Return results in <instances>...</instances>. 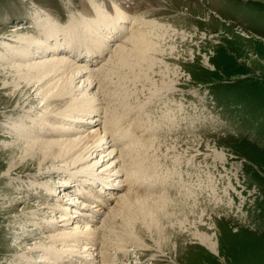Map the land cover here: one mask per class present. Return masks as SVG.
<instances>
[{
	"label": "rangeland",
	"instance_id": "374dc122",
	"mask_svg": "<svg viewBox=\"0 0 264 264\" xmlns=\"http://www.w3.org/2000/svg\"><path fill=\"white\" fill-rule=\"evenodd\" d=\"M34 1L35 3L32 0H0V41L11 36L19 28L18 26L32 23L38 5L61 17L62 26L68 24L71 19L77 21L81 18L77 15L83 8L80 5L84 0ZM96 1H101L99 4H102L104 1L112 2L113 0ZM146 1L137 0L127 7L131 6L132 11L137 12L136 18L140 15L139 13L145 15L148 11L145 20L158 22L165 29L167 27L170 30L167 37H172L166 39V42H169L165 44L167 48L172 46L174 50L168 53L170 58L167 57L169 60L166 61L171 64L172 71L169 77L175 81L178 80L179 86L174 89V94L160 93L157 96H151L152 98H149L150 92L146 89L144 93L137 91V94H133L135 97L132 96V103L133 98L138 101L131 105L133 107L129 111H124L126 114L124 112L122 115L118 114L121 120L114 122V126L119 131H125L131 124H140L142 121L149 129V133L145 134L146 131L142 125L136 129L132 127L131 130L138 129V133L141 131L139 136L133 139L145 143L158 138L159 141L155 142L154 146L158 145L157 147L162 148L161 151L165 154L166 147L163 143L165 141H168L167 145L174 146V142L192 139L193 142L189 143L191 145L194 143L195 146L200 145V147L196 146V150L197 148L200 150L195 155L196 162L188 166L185 159L181 157L183 162L178 160L176 162V159L170 158L174 156L173 154L181 153L186 157L188 154L170 148L164 160L160 157V151L157 150L159 152L157 159L154 157L156 154V147H154L148 155L151 159L148 158L145 161L147 169H153L148 170L152 174L147 176L145 186L147 189L141 185L135 191L143 195L165 194L174 198L179 197V194L190 188L196 189L199 180H202L209 172L210 174L208 173L206 177L208 189L216 184L219 195L217 200L215 197H209V194H204L207 200L200 203L198 200L201 198L198 194L196 199L198 202L194 204V201L190 200L195 209L176 201H168L167 205L164 204V207H167L165 211L159 207L163 205L162 203L153 206L155 203L151 201L152 207L160 208L154 209L153 217L160 229H163V233L169 237L167 243H164L162 253L156 252L157 248L153 244L150 248L139 250L133 247H126L127 250L121 248L125 250L124 253L121 249L118 251L107 247V252H103L109 257L107 264H264V0H149L147 3ZM146 5L153 7L149 8ZM65 15L67 17H63ZM203 16L204 20L207 19L209 22L203 21ZM135 24L131 25L124 41L132 33ZM171 30H175V33ZM29 31V34L35 35L34 29ZM245 34L248 37H245ZM112 53L109 55L105 53L103 61H99L100 67L108 61ZM4 60L0 62L2 66L8 67L9 63H12V59L4 58ZM9 76L6 75V77ZM4 77L5 75L0 74V79ZM124 86L129 87V84ZM140 88L137 87L138 90H141ZM129 91H133V88ZM9 93L10 89L7 92L0 91V127L2 126L0 135H4L0 137V264H37L44 255L43 252L34 253L32 261L28 260L29 258L24 259V254L33 252L36 245L44 242L47 237L60 229L57 224L53 229L54 232L47 231L46 221L50 218L48 216L53 214L51 210L41 209H44V206H57L59 199L67 202L71 198L64 194L72 195L58 187L56 181L61 180H56L58 178L56 176L47 177L40 183L33 184L29 177L37 172L38 168L32 165L14 172L8 170L12 162L20 161L24 151L21 145L16 146V144L7 152L2 149L4 141L14 142L17 139L15 135L5 134L8 128L6 123L12 116L7 114L8 118L3 117L5 105L2 100L4 101ZM39 102L37 100L31 106H38ZM100 108L101 111L94 114L95 117H100L94 120L105 121L107 117H110L109 113H118L115 110H107L104 104L102 109ZM172 108L178 115V119L172 114ZM175 118L177 122L179 121L178 123H174ZM185 144L181 142L180 147ZM128 145L124 147V150ZM184 149L185 147L181 148V151ZM215 149L224 152L228 159L222 163L219 160L215 162ZM121 157L124 162L125 156ZM236 175L240 182L236 179ZM6 178L11 179L6 180ZM44 183L49 185L40 195L29 190L30 186L43 187L41 184ZM54 184L61 189L54 193V190L51 191L53 188H50V193L48 187ZM70 184L72 187L70 190L74 192L76 183L70 182ZM234 186L238 192L231 189ZM225 187L228 195L224 191ZM257 187L261 189L263 195ZM229 192L235 201L232 207L225 204L231 199ZM214 199L217 202L223 200L224 203L222 202L221 206L214 209L216 202ZM82 200L84 199L81 198ZM139 203L149 205L145 201L143 203L139 201ZM115 204L116 201L110 206ZM201 206L209 210L202 219L203 224H200L199 219ZM111 208L107 210V213ZM191 209L193 212H189ZM25 210L29 213V218L23 217ZM35 210L48 212V215L41 216V214L38 217L32 215ZM57 211L55 215H59ZM59 216L57 220H60ZM53 220L56 221V218L54 217ZM101 221L103 220H99L98 226L102 225ZM250 221L251 224H249ZM22 225L26 228L25 230L20 228ZM197 232L212 236L214 240L219 241L218 252H213L201 243L196 237ZM113 243L119 245V242ZM148 243L151 244L150 241ZM98 245L97 248H100V251L102 247ZM44 257L42 259L47 263L41 264H48V256Z\"/></svg>",
	"mask_w": 264,
	"mask_h": 264
},
{
	"label": "bare ground",
	"instance_id": "6f19581e",
	"mask_svg": "<svg viewBox=\"0 0 264 264\" xmlns=\"http://www.w3.org/2000/svg\"><path fill=\"white\" fill-rule=\"evenodd\" d=\"M32 1L35 3L34 0ZM136 1L113 0L99 4L101 1L84 0L80 5L83 8L77 15L81 18L77 21L71 19L63 26L62 23L60 24L63 22L61 17L38 5L32 23L18 26L19 28L11 36L0 41V49H2L0 62L5 61L4 58L12 59L11 64L8 62V67L0 63V68L3 69H0V74L5 75L3 79H0V91L7 92L10 89L8 96L4 101L2 100L5 105L2 115L6 118L12 116L6 123L8 125L5 124L8 126L5 134L15 135L17 138L14 142L4 141L2 149L7 152L16 144V146L21 145L24 150L20 161L12 162L8 170L14 172L32 165L38 168L37 172L29 177L33 184L40 183L47 177L56 176L58 177L56 180H61L56 181L58 187L72 195L64 194L71 198L67 202L59 199L57 206H44L46 210L41 209L51 210L53 214L48 216L51 219L46 221L47 231L54 232L53 229L57 224L60 229L54 234L51 233L53 235L49 234L50 236L44 242H39L40 244L36 245L33 252L25 253L24 259L29 258L28 260L32 261L34 253L43 252L44 255L38 261L40 264L47 263L42 259L45 255L48 256V264H107L109 257L103 254L107 252V247L118 251L126 247L139 250L150 248L152 244L157 248L156 252L162 253L169 237L163 233V229H160L153 217L154 209L160 208L152 207L151 201L155 203L153 206L162 203L163 205L159 207L165 211L167 207H164V204L167 205L168 201H176L195 209L191 205V199L195 204L198 201L204 202L206 199L204 194H209V197H215V199L219 195L216 184L208 189L206 177L209 172L202 180H199L195 190L190 188L179 194L184 198H179L180 196L174 198L165 194L143 195L135 191L141 185L146 188L147 176L152 173H149L150 168L147 169L145 161L154 147H156L154 157L157 159L159 157L157 150L160 151L162 158L167 156L170 148L188 154L187 157L181 153L170 155L172 156L170 158L176 159V162L177 160L183 162L182 159H185L188 166L196 162L195 155L200 150L199 148L196 150V146L200 147V145L195 146L194 143L192 145L189 143L193 142L192 139L174 142V146L167 145L168 141H165L163 142L166 147L165 154L161 151L162 148L157 147L158 145L154 146V143L159 141L158 138L145 143L133 139L138 137L141 131L138 133V129L131 130L132 127L136 129L142 125L145 128V134L149 133V129L142 121L140 124H131L125 131H119L114 126V122L121 120L119 115L133 107L131 105L137 99L133 98L132 103V96L137 94V91L144 93L145 89L148 90L150 98L160 93L174 94V89L179 86L178 80L175 81L169 77L172 71L171 64L166 61L170 58L168 53L174 50L172 46L167 48L165 44L169 42H166V39L172 37H167L170 30L167 27L165 29L158 22L145 20L148 11L145 15L139 13L140 15L136 18L137 12H133L131 6L127 7ZM203 21L209 22L207 19L204 20V16ZM133 24L136 25L135 28L133 26L132 33L124 41ZM33 29L35 35L29 34V30ZM171 31L175 33V30ZM245 37L248 36L245 34ZM122 41H124L122 44H118ZM169 48L170 51H168ZM105 51H108V55L112 53L109 57L111 60L105 59L108 64L104 63L101 67L97 64L99 67L94 68L93 66L99 63L95 60L103 56ZM6 75L10 76L6 77ZM124 84H129L130 88ZM138 86L141 90L137 89ZM132 88L133 91H129ZM149 98H147L148 101ZM37 100L40 101L39 105L31 106ZM103 104L106 105L107 110H115L118 113L108 112L110 117H107L105 121L94 120L100 117H95L94 114L101 111L99 107L102 109ZM180 107L183 108L182 104ZM172 112L178 119L174 108ZM101 117H103L102 114ZM176 118L174 123L179 122ZM3 136L0 135V137ZM181 142L186 143L183 145L185 149L187 148L186 150L181 151L183 148L180 147ZM126 145L128 146L124 150ZM214 153L215 162L219 160L222 163L228 159L224 152L215 149ZM121 156H125L124 162ZM8 179L11 178H6ZM236 179L240 182L237 175ZM70 182L76 183L74 192L70 190L72 188ZM159 184L161 185L162 182ZM41 185L43 187L30 186L29 190L40 195L45 192L49 184ZM248 186L250 187L249 184ZM105 187L109 189H104ZM50 188H53L51 191L54 190V193L61 189L57 188L56 184L52 187L50 185L48 191ZM231 189L238 192L235 186ZM258 190L263 195L261 189L258 188ZM224 191L228 195L226 187ZM25 192L29 193L28 190ZM197 196L201 198L198 201ZM229 196L231 199L225 204L232 207L235 201L230 192ZM81 198L84 200L81 201ZM110 201H112L111 204ZM114 201L116 204L110 206ZM139 201L142 203L145 201L149 205L139 203L140 206H137ZM218 202L214 203V209L221 206L222 202L224 203L223 200ZM204 205L209 206V204ZM110 207L112 208L107 213ZM238 209L241 211L240 207ZM26 210L23 217L29 215ZM41 210H35L32 215L37 217L41 214V216L48 215V212L43 213ZM56 211L60 216L55 215ZM190 211L193 212L192 209ZM207 211L209 210L201 206L200 224H203L202 219L208 214ZM57 216L60 220H57ZM54 217L56 221L53 220ZM101 219L103 221L100 223H103L98 226ZM23 226L20 228L25 230ZM196 237L213 252H218L219 241L214 240L212 236L197 232ZM113 242H119V245ZM97 245L102 247L100 251ZM122 249L124 253L125 250ZM52 254L54 256L51 257Z\"/></svg>",
	"mask_w": 264,
	"mask_h": 264
}]
</instances>
